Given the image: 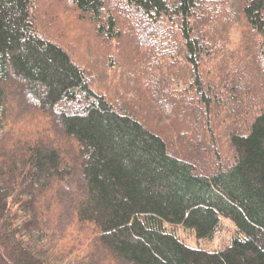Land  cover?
<instances>
[{
  "label": "trees",
  "instance_id": "1",
  "mask_svg": "<svg viewBox=\"0 0 264 264\" xmlns=\"http://www.w3.org/2000/svg\"><path fill=\"white\" fill-rule=\"evenodd\" d=\"M0 264H264V0H0Z\"/></svg>",
  "mask_w": 264,
  "mask_h": 264
},
{
  "label": "rangeland",
  "instance_id": "2",
  "mask_svg": "<svg viewBox=\"0 0 264 264\" xmlns=\"http://www.w3.org/2000/svg\"><path fill=\"white\" fill-rule=\"evenodd\" d=\"M88 39L96 44L97 39L94 33L88 34ZM78 57V55L76 54ZM86 62L92 57L90 53L88 56H84ZM82 63H86L80 59ZM107 71V70H106ZM114 66L110 71H107V75L102 78L103 86L106 88L111 82L116 85ZM166 228L172 231L185 245L191 248H200L206 251L214 252L226 248L232 244L233 239L237 236V228L232 220L221 217L220 227L212 237L199 238L195 230L188 229L183 225H172L166 223Z\"/></svg>",
  "mask_w": 264,
  "mask_h": 264
}]
</instances>
